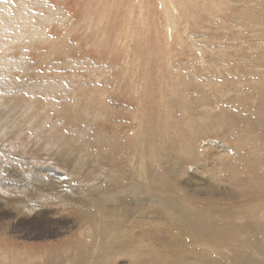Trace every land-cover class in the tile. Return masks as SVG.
<instances>
[{"label": "rangeland", "instance_id": "obj_1", "mask_svg": "<svg viewBox=\"0 0 264 264\" xmlns=\"http://www.w3.org/2000/svg\"><path fill=\"white\" fill-rule=\"evenodd\" d=\"M0 264H264V0H0Z\"/></svg>", "mask_w": 264, "mask_h": 264}]
</instances>
